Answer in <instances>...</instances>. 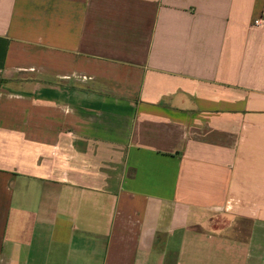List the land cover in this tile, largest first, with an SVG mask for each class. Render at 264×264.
Listing matches in <instances>:
<instances>
[{"label": "crops", "instance_id": "crops-1", "mask_svg": "<svg viewBox=\"0 0 264 264\" xmlns=\"http://www.w3.org/2000/svg\"><path fill=\"white\" fill-rule=\"evenodd\" d=\"M264 0H0V264H264Z\"/></svg>", "mask_w": 264, "mask_h": 264}, {"label": "built area", "instance_id": "built-area-1", "mask_svg": "<svg viewBox=\"0 0 264 264\" xmlns=\"http://www.w3.org/2000/svg\"><path fill=\"white\" fill-rule=\"evenodd\" d=\"M253 27L264 28V17L255 20V22L253 23Z\"/></svg>", "mask_w": 264, "mask_h": 264}]
</instances>
